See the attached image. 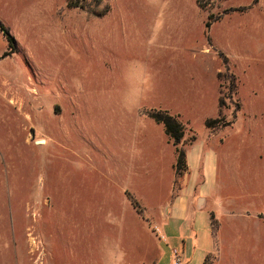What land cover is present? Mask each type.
Wrapping results in <instances>:
<instances>
[{"label": "rangeland", "instance_id": "rangeland-1", "mask_svg": "<svg viewBox=\"0 0 264 264\" xmlns=\"http://www.w3.org/2000/svg\"><path fill=\"white\" fill-rule=\"evenodd\" d=\"M0 21V264H264V0H0ZM150 109L219 156L168 246L181 180Z\"/></svg>", "mask_w": 264, "mask_h": 264}, {"label": "crops", "instance_id": "crops-1", "mask_svg": "<svg viewBox=\"0 0 264 264\" xmlns=\"http://www.w3.org/2000/svg\"><path fill=\"white\" fill-rule=\"evenodd\" d=\"M138 137L135 136L137 140ZM185 150L187 170L175 179L181 181L175 183L176 189L169 204L163 208V218H160L163 231L156 229L158 240L167 246L182 241L193 214L208 206L212 208L215 204L214 193L220 191L218 152L202 140L189 144ZM209 197L210 204H207Z\"/></svg>", "mask_w": 264, "mask_h": 264}, {"label": "trees", "instance_id": "trees-1", "mask_svg": "<svg viewBox=\"0 0 264 264\" xmlns=\"http://www.w3.org/2000/svg\"><path fill=\"white\" fill-rule=\"evenodd\" d=\"M205 30H209L211 26L210 18L205 22ZM0 33L6 40L7 51L3 54V57L8 55L9 52L15 51V42L14 38L5 28L4 24L0 21ZM221 102V101H220ZM147 115L153 119L156 123H161L164 127L165 134L169 136L172 140L173 145L176 147V161L174 164V172L176 178L181 176L187 170L186 165V150L184 148V128L183 125L177 120V118L171 115L166 110H155L150 109L147 111ZM222 121V118L216 119H207L205 125L207 127H214L216 124H219Z\"/></svg>", "mask_w": 264, "mask_h": 264}, {"label": "built area", "instance_id": "built-area-1", "mask_svg": "<svg viewBox=\"0 0 264 264\" xmlns=\"http://www.w3.org/2000/svg\"><path fill=\"white\" fill-rule=\"evenodd\" d=\"M171 253H172V256H173L172 264H182L181 257L178 255L177 251L175 249H172Z\"/></svg>", "mask_w": 264, "mask_h": 264}]
</instances>
